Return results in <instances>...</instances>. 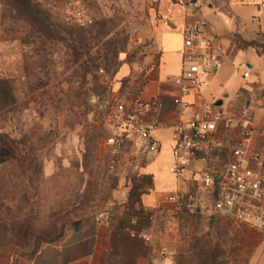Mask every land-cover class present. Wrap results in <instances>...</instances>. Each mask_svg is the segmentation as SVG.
I'll list each match as a JSON object with an SVG mask.
<instances>
[{
    "label": "rangeland",
    "instance_id": "rangeland-1",
    "mask_svg": "<svg viewBox=\"0 0 264 264\" xmlns=\"http://www.w3.org/2000/svg\"><path fill=\"white\" fill-rule=\"evenodd\" d=\"M154 8L152 0H0V249L12 264L32 259L84 218H97L107 231L102 264L108 257L118 263L110 260V236L128 221L144 229L150 250L142 258L150 264H250L264 244L261 229L210 211L203 191L197 195L206 208L198 212L147 210L151 157L136 138L117 151L107 145L117 69L127 60L139 65L146 54L158 58ZM78 10L89 23L75 19ZM253 45L264 60V33ZM246 56L263 65L254 51ZM135 83L124 82L129 99ZM183 183L178 177L177 190Z\"/></svg>",
    "mask_w": 264,
    "mask_h": 264
},
{
    "label": "crops",
    "instance_id": "crops-1",
    "mask_svg": "<svg viewBox=\"0 0 264 264\" xmlns=\"http://www.w3.org/2000/svg\"><path fill=\"white\" fill-rule=\"evenodd\" d=\"M155 8L150 13L152 26L151 38L156 46L158 58L146 54L141 57L140 64L128 60L116 72L113 91L116 98H125L122 90L124 82H135V96L145 101L161 103L154 106L152 113L144 118L145 123H157L158 127L152 131V136L158 142L160 149L150 154V162L145 167V173L155 178L154 190L144 195L142 203L147 210L159 208L166 211H177L180 202H172L170 198L183 194L198 197L199 208H206L204 197H199L202 191L190 185L194 171L206 168L202 162H195L183 176L184 189L177 190L178 177L170 174L173 165L172 156L175 144L174 132L176 128L189 120V117L179 106L173 104V98L179 95L178 86L174 83L176 76L183 69L184 35L188 28L205 20L207 26L202 30L203 36L211 40L222 58L221 68L214 74L202 75L199 88L183 100L198 105L201 110L211 106L226 116L238 113L244 106L255 113L256 131L244 147L250 159L247 166L264 176V116L262 109L264 99V60L253 43L260 33H264V8L261 0H152ZM198 4V8L194 5ZM248 50H252L262 59L259 61L247 57ZM247 62L243 70L242 65ZM256 64L257 70L253 68ZM151 68H154L151 71ZM249 73L248 78L244 74ZM222 102L220 106H216ZM258 154V158H253ZM164 160L163 169L157 165ZM171 179L168 180L167 174ZM171 196L164 201V196ZM207 202V201H206ZM201 203V205H200ZM208 203V202H207ZM216 215L211 201L208 206ZM200 219V217H198ZM263 232L264 230H258ZM108 246V234L97 218H84L75 221L66 235L55 243H49L29 260H20L17 264H102L103 255ZM10 252L0 249V264H12L9 260ZM163 253H161L162 255ZM162 262V263H161ZM138 264H150L148 259L140 258ZM160 264H171L169 259H163ZM250 264H264V244L259 248Z\"/></svg>",
    "mask_w": 264,
    "mask_h": 264
},
{
    "label": "built area",
    "instance_id": "built-area-1",
    "mask_svg": "<svg viewBox=\"0 0 264 264\" xmlns=\"http://www.w3.org/2000/svg\"><path fill=\"white\" fill-rule=\"evenodd\" d=\"M260 6L264 8V0H261ZM194 7L198 8V4ZM75 19L82 24L89 23L81 10L76 11ZM206 26L207 22L202 20L188 28L184 35L181 50L183 69L174 79L179 95L173 98V104L179 106L189 120L180 124L174 132V163L169 172L181 177L195 162L204 163L206 168L194 171L190 185L210 195L213 209L218 214L233 218L247 227L263 230L264 176L247 166L250 155L243 144L256 131L254 111L244 106L238 113L226 116L214 107L201 110L198 105L183 100L199 88L202 75L216 73L223 62L214 43L203 36L202 30ZM248 76L249 73H245L243 77ZM115 102L109 118L111 127L107 145L117 151L123 148L126 141L136 138L148 153H157L160 146L152 131L157 129L158 124L145 123L144 118L152 113L155 105L161 107L162 104L121 97ZM260 108L264 116V99ZM220 156L226 160L223 167L216 168L214 161ZM252 157L256 159L259 155L253 154ZM187 195L190 206L199 208L198 197L183 194ZM180 197L173 196L170 201L179 202Z\"/></svg>",
    "mask_w": 264,
    "mask_h": 264
},
{
    "label": "trees",
    "instance_id": "trees-1",
    "mask_svg": "<svg viewBox=\"0 0 264 264\" xmlns=\"http://www.w3.org/2000/svg\"><path fill=\"white\" fill-rule=\"evenodd\" d=\"M181 195L180 199V207L181 208H186L188 211L191 213H194L195 211H200V208H192L190 206V203L188 202V195L183 196ZM124 229H128L129 232H124ZM137 231L135 236H132L130 234V231ZM144 229L137 227V225L132 226L130 225V221H128L125 224V227L118 229V234L116 232L111 234L110 236V245H111V250H110V260L112 261L114 258H119L118 263H110L109 257H108V263L104 262V264H137L138 260L142 257H145L148 252H149V247L148 245L144 242L141 236V232ZM128 244V245H127ZM122 248V250H121ZM37 253V252H36ZM120 254V257L118 254ZM211 263H214L215 259L211 257ZM120 261V262H119Z\"/></svg>",
    "mask_w": 264,
    "mask_h": 264
},
{
    "label": "water",
    "instance_id": "water-1",
    "mask_svg": "<svg viewBox=\"0 0 264 264\" xmlns=\"http://www.w3.org/2000/svg\"><path fill=\"white\" fill-rule=\"evenodd\" d=\"M221 103H222V102H218V103L216 104V106H220V105H221Z\"/></svg>",
    "mask_w": 264,
    "mask_h": 264
}]
</instances>
